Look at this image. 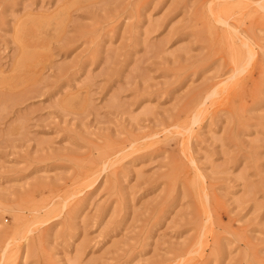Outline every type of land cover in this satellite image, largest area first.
I'll return each instance as SVG.
<instances>
[{"label":"rangeland","instance_id":"1","mask_svg":"<svg viewBox=\"0 0 264 264\" xmlns=\"http://www.w3.org/2000/svg\"><path fill=\"white\" fill-rule=\"evenodd\" d=\"M0 264H264V0H0Z\"/></svg>","mask_w":264,"mask_h":264}]
</instances>
